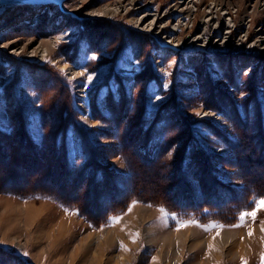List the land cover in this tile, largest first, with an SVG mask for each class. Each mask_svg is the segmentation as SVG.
<instances>
[{"label":"rangeland","instance_id":"1","mask_svg":"<svg viewBox=\"0 0 264 264\" xmlns=\"http://www.w3.org/2000/svg\"><path fill=\"white\" fill-rule=\"evenodd\" d=\"M176 4L189 7L191 15L183 18ZM105 5L118 13H88ZM75 9L88 15L71 13ZM93 22L104 30L101 37L84 27ZM133 37L142 40L138 43ZM46 41L54 44L51 55L34 56L32 52ZM72 68L82 75L72 78ZM0 71L4 155L0 153V264H242V259L259 264L264 234L247 244L241 241L252 238L253 229L264 224V209L256 212L255 220L239 217L264 199V130L256 137L264 128V0H66L53 8L0 5ZM73 109L85 128H79V137L88 132L91 139L84 136V142L89 141L85 150L82 141L67 131ZM237 117L244 121L243 130L237 128ZM149 128L153 135L147 138ZM189 143L204 150L196 154L201 167L174 160L185 156ZM86 154L90 161L95 158L91 178L90 167L85 170ZM256 166L262 170L257 172ZM73 169L76 175L70 173ZM136 191H142L139 198L118 211L124 198ZM32 192L50 196L26 197ZM193 201L200 207L219 201L223 209L234 201L230 216L234 220L207 219L193 212ZM34 207L41 210L37 220ZM189 221L200 227L176 230ZM226 231L241 232L234 236L238 244L224 240ZM53 233L56 236L50 237ZM136 233L139 238L133 243Z\"/></svg>","mask_w":264,"mask_h":264},{"label":"bare ground","instance_id":"2","mask_svg":"<svg viewBox=\"0 0 264 264\" xmlns=\"http://www.w3.org/2000/svg\"><path fill=\"white\" fill-rule=\"evenodd\" d=\"M83 1H85V0H83ZM49 6H51V8H53V7H55L56 5H54L53 3L51 4V2L50 1H48V3H46V7L45 6H43V8H47V7H49ZM56 7H58V6H56ZM174 7H176V9H178V10H180V12L182 13L181 15L183 16V18H188L190 15H191V13H192V10L189 8V7H183L182 5H180V4H176ZM31 10V9H30ZM76 10H78V9H75L74 11H71V13H75V14H77L78 16H82L83 15V17L84 16H86V15H88L87 13H84V14H81V13H79V12H77ZM98 11V14H103V15H105V16H110V15H114V14H117L118 13V9L117 8H112V7H110V5L108 6V5H105V6H101V7H99L98 9H96V11H91V12H88L89 14L91 13H93V12H97ZM94 15V14H93ZM81 25V24H80ZM80 27V26H79ZM78 27V28H79ZM78 28L76 29V30H78ZM179 28H182V26L181 27H179ZM53 29V28H52ZM79 29H81V28H79ZM88 30V29H87ZM97 30V29H96ZM72 35V34H71ZM100 36V35H99ZM75 37H77V36H75ZM79 38V37H78ZM73 40V39H72ZM75 40H76V38H75ZM79 40H80V38H79ZM81 41V40H80ZM79 41V42H80ZM76 44V43H75ZM53 43L52 44H49L47 41L46 42H44V46L42 47V48H39V49H36V50H34L32 53H33V55L35 56V55H37L38 53H41V56L42 57H45L46 56V54L48 53V56L49 55H51V48L53 47ZM7 46H9V45H7ZM73 46V45H72ZM80 46V45H79ZM12 59V58H11ZM22 61H24V60H22ZM18 62V61H17ZM30 63V62H29ZM21 64H22V62H21ZM34 64H36V63H34ZM33 64V65H34ZM40 64V63H39ZM21 66V65H20ZM19 66V67H20ZM31 66H32V63H31ZM34 67V66H33ZM44 67V66H43ZM22 68V67H21ZM31 68V67H30ZM64 68H67V67H64ZM6 69V68H5ZM24 69V68H23ZM20 70V69H19ZM25 71V70H24ZM1 72V71H0ZM21 72V71H20ZM24 73V72H23ZM71 73H72V78H78L79 76H81L82 75V72H80V70H77V69H75V68H72L71 69ZM49 74V73H48ZM47 75V74H46ZM41 76H39V78H40ZM44 77V76H43ZM42 77V78H43ZM46 77V76H45ZM44 77V78H45ZM49 77H51V76H49ZM32 78V77H31ZM31 78H30V81H31ZM48 78V77H47ZM57 78V77H56ZM27 79V78H26ZM29 79V78H28ZM46 79V78H45ZM52 79V78H51ZM15 80H16V78H15ZM22 80V79H21ZM37 81V80H36ZM42 81V80H41ZM76 81H78V80H76ZM13 82V81H12ZM45 82V81H44ZM19 83H21V82H19ZM38 83V82H37ZM10 84H12V83H10ZM18 84V83H17ZM41 84V83H40ZM13 85V84H12ZM30 85V84H29ZM58 85V84H57ZM84 85V84H83ZM13 86H15V85H13ZM54 86V85H53ZM44 87V86H43ZM61 87H63V86H61ZM10 88H13V87H10ZM18 88V87H17ZM31 88H33L32 86H31ZM67 88V87H66ZM69 88V87H68ZM44 89H45V87H44ZM43 89V90H44ZM53 89H55V88H53ZM58 89V88H57ZM60 89V88H59ZM71 89V88H70ZM85 89V88H84ZM20 90V89H19ZM98 90V89H97ZM206 90V89H205ZM61 91V90H60ZM83 91V90H82ZM81 91V92H82ZM52 92V91H51ZM54 92V91H53ZM67 92V91H66ZM69 92V91H68ZM204 92H206V91H204ZM42 93V92H41ZM55 93V92H54ZM57 93V92H56ZM61 93V92H60ZM59 93V94H60ZM70 93V92H69ZM84 93V92H83ZM91 93V92H90ZM221 93V92H220ZM48 94V93H47ZM207 94V93H206ZM210 94V93H209ZM49 95V94H48ZM48 95H47V97H48ZM54 95V94H53ZM75 95V94H74ZM211 95V94H210ZM217 95H219V94H217ZM15 96V95H14ZM13 96V97H14ZM44 96V95H43ZM65 96H66V94H65ZM72 96V95H71ZM83 96V95H82ZM52 97V96H51ZM54 97H56V96H54ZM209 97V96H208ZM207 97V98H208ZM60 98V97H59ZM63 98V97H62ZM75 98V97H74ZM73 98V99H74ZM210 98V97H209ZM19 99V98H18ZM58 99V98H57ZM64 99V98H63ZM76 99V98H75ZM92 99V98H91ZM52 100H55V98L54 99H52ZM60 100H61V98H60ZM59 101V100H58ZM57 101V102H58ZM70 101V100H69ZM96 101V100H95ZM20 102V101H19ZM24 102V101H23ZM22 102V103H23ZM59 102H61V101H59ZM58 102V103H59ZM67 102V101H66ZM93 102V101H92ZM25 103V102H24ZM64 103V102H63ZM68 103V102H67ZM71 103V102H70ZM81 103V102H80ZM79 103V104H80ZM94 103V102H93ZM55 104H56V102H55ZM65 104V103H64ZM63 104V105H64ZM180 104V103H179ZM42 105V104H41ZM53 105V104H52ZM51 105V106H52ZM63 105H61L62 107H64L65 108V106H63ZM93 105V104H92ZM22 106V105H21ZM46 106V105H45ZM54 106V105H53ZM52 106V107H53ZM70 106V105H69ZM74 106H75V103H74ZM74 106H72V107H74ZM25 107V106H24ZM55 107V106H54ZM61 107V108H62ZM76 107V106H75ZM93 107V106H92ZM43 108V107H42ZM45 108H47V107H45ZM71 108V107H70ZM77 108V107H76ZM30 109V108H29ZM50 109H51V107H50ZM68 109V108H67ZM28 110V109H27ZM43 110V109H42ZM55 110V109H54ZM58 110H60V109H58ZM72 110V109H71ZM97 110V109H96ZM31 111V110H30ZM46 111H48V110H46ZM92 111H93V109H92ZM50 112H51V110H50ZM54 112V111H53ZM55 112H57V110L55 111ZM67 112V111H66ZM31 113H32V111H31ZM30 113V114H31ZM75 113V112H74ZM24 114V113H23ZM59 114H60V112H59ZM46 115V114H45ZM54 115H56V114H54ZM98 115V114H97ZM102 116V115H101ZM10 117V116H9ZM25 117H26V115H25ZM53 117V116H52ZM55 117H57V115L55 116ZM231 117V116H230ZM11 118V117H10ZM58 118V117H57ZM96 118V117H95ZM99 119V118H98ZM242 119V118H241ZM29 120V119H28ZM52 120H53V118H52ZM119 120V119H118ZM235 120V119H234ZM57 121V120H56ZM108 121V120H107ZM11 122V121H10ZM62 123V122H61ZM260 123V122H259ZM52 124V123H51ZM112 124V123H111ZM13 125V124H12ZM15 125V124H14ZM115 125V124H114ZM256 125V124H255ZM258 125H260V124H258ZM54 126V125H53ZM111 126V125H110ZM127 126V125H126ZM248 126V125H247ZM14 127V126H13ZM243 127V126H242ZM113 128V127H112ZM10 129V128H9ZM121 129V128H120ZM125 129H126V127H125ZM257 129V128H256ZM112 130V129H111ZM241 130H243L242 128H241ZM104 131V130H103ZM222 131V130H221ZM261 131V130H260ZM259 131V132H260ZM263 131V130H262ZM107 132V131H106ZM122 132V131H121ZM127 132V131H126ZM126 132H123V133H126ZM217 132V131H216ZM241 132V131H240ZM246 132V131H245ZM97 133V132H96ZM109 133V132H108ZM132 133V132H131ZM230 133V132H229ZM248 133H250V132H248ZM251 133H253V132H251ZM251 133L249 134L250 136H251ZM104 134V133H103ZM111 134V133H110ZM115 134V133H114ZM126 134H128V133H126ZM217 135H218V133H216ZM222 134H224V133H222ZM243 134H244V132H243ZM264 134V133H263ZM31 135V134H30ZM118 135H119V133H118ZM122 136L124 135V134H121ZM120 135V136H121ZM130 135V134H129ZM254 135V134H253ZM6 136V135H5ZM101 136V135H100ZM107 136V135H106ZM110 136H112V135H110ZM232 136V135H231ZM238 136V135H237ZM248 136V135H247ZM259 136V135H258ZM3 137V136H2ZM15 137V136H14ZM115 137L117 138V136H116V134H115ZM256 137H257V135H256ZM237 139H238V137H236ZM248 138V137H247ZM254 138V137H253ZM106 139V138H105ZM115 139V138H114ZM119 139V138H118ZM121 139H124V137H121ZM125 139H127L126 137H125ZM243 139V138H242ZM241 139V140H242ZM249 139V138H248ZM264 138H262V140H263ZM9 140V139H8ZM12 140H14L13 138H12ZM128 140V139H127ZM227 140V139H226ZM225 140V141H226ZM250 140H251V138H250ZM238 141H240V139L238 140ZM254 141H258L257 140V138L254 140ZM253 141V142H254ZM31 142V141H30ZM29 142V143H30ZM120 142V141H119ZM119 142H118V144H119ZM232 142V141H231ZM244 142V141H243ZM248 142V141H247ZM258 142H260V141H258ZM5 143V142H4ZM22 143H24V142H22ZM126 143V142H125ZM96 144V143H95ZM129 144H131V143H129ZM228 144V143H227ZM234 144H236V143H234ZM249 144V143H248ZM263 144V143H262ZM261 144V145H262ZM5 145V144H4ZM24 145V144H23ZM23 145H19V146H23ZM239 145V148H240V144H238ZM237 145V146H238ZM244 145V144H243ZM250 145V144H249ZM254 145H257V144H254ZM8 146H9V144H8ZM56 146V145H55ZM121 146V145H120ZM263 146V145H262ZM57 147V146H56ZM98 147V146H97ZM122 147V146H121ZM166 147V146H165ZM221 147H222V145H221ZM231 147H232V145H231ZM242 147V146H241ZM4 148H5V146H4ZM17 148H18V146H17ZM24 148V147H23ZM22 148V149H23ZM124 148V147H123ZM126 148H127V146H126ZM258 148V147H257ZM2 149V148H1ZM6 149V148H5ZM16 149V148H15ZM26 149V148H25ZM104 149V148H103ZM114 149H115V147H114ZM120 149V148H119ZM131 149V148H130ZM167 149V148H166ZM165 149V150H166ZM247 149H249V147L247 148ZM250 149H252V148H250ZM18 150V149H17ZM61 150H62V148H61ZM116 150V149H115ZM122 150V149H121ZM231 150V149H230ZM234 150V149H233ZM242 150V149H241ZM253 150V149H252ZM256 150V149H255ZM261 150H262V148H261ZM260 150V151H261ZM102 151V150H101ZM240 151V150H239ZM245 151H246V149H245ZM2 152V151H1ZM0 152V153H1ZM7 152V151H6ZM20 152V151H19ZM19 152H17V154L19 153ZM118 152V151H117ZM167 152V151H166ZM241 152V151H240ZM251 152V151H250ZM120 153H121V151H120ZM133 153H135V152H133ZM239 153V152H238ZM249 153V152H248ZM253 153V152H252ZM16 154V153H15ZM28 154V153H27ZM241 154H244V153H241ZM256 154V153H255ZM258 154V153H257ZM260 154V153H259ZM3 154L1 153V156H2ZM124 154H122V156H123ZM134 155V154H133ZM240 155V154H239ZM264 155V154H263ZM4 156V155H3ZM17 156V155H16ZM24 156V155H23ZM139 156V155H138ZM137 156V157H138ZM238 156V155H237ZM243 156V155H242ZM248 156V155H247ZM260 156V155H259ZM15 157V156H14ZM20 157V156H19ZM29 157V156H28ZM64 157V156H63ZM162 157V156H161ZM223 157V156H222ZM222 157H221V159H222ZM238 157H240V156H238ZM245 157V156H244ZM244 157H243V160H244ZM1 158V157H0ZM5 158L6 157H4V161H5ZM60 158V157H59ZM58 158V159H59ZM62 158V157H61ZM224 158V157H223ZM240 158H242V157H240ZM254 158V157H253ZM260 158V157H259ZM15 159V158H14ZM18 159V158H17ZM17 159H15L16 161H17ZM34 159V158H33ZM136 159V158H135ZM144 159V158H143ZM165 159V158H164ZM227 159L228 160H230L228 157H227ZM236 159V158H235ZM246 159V158H245ZM3 160V159H2ZM24 160V159H23ZM29 160V159H28ZM52 160V159H51ZM139 159H137L136 161H138ZM141 160V159H140ZM197 160V159H196ZM227 160V161H228ZM250 160V159H249ZM254 160H256L255 158H254ZM260 160V159H259ZM261 160H262V158H261ZM4 161H3V163H4ZM21 161H22V159H21ZM61 161V160H60ZM150 161V160H149ZM225 161H226V159H225ZM253 161V160H252ZM15 162V161H14ZM18 162V161H17ZM28 162V161H27ZM57 162V161H56ZM139 162V161H138ZM154 162V161H153ZM197 162V161H196ZM224 162V161H223ZM233 162V161H232ZM235 162V161H234ZM244 162H245V160H244ZM243 162V163H244ZM247 162V161H246ZM245 162V163H246ZM255 162V161H254ZM262 162V161H261ZM16 163V162H15ZM19 163V162H18ZM32 163V162H31ZM152 163V161H150V164ZM155 163V162H154ZM158 163V162H157ZM200 163V162H199ZM229 163V162H228ZM243 163H242V165H243ZM137 164V163H136ZM147 164H149V163H147ZM171 164V163H170ZM198 164V163H197ZM233 165H234V163H232ZM236 165H237V162L235 163ZM239 164V163H238ZM240 164H241V161H240ZM248 164V163H247ZM246 164V165H247ZM25 165H27L26 164V162H25ZM152 165V164H151ZM154 165V164H153ZM156 165V164H155ZM158 165V164H157ZM257 165V164H256ZM264 165V164H263ZM262 165V166H263ZM143 166V165H142ZM176 166V165H175ZM204 166V165H203ZM239 166V165H238ZM254 166V165H253ZM1 167V166H0ZM135 167H138L137 165L135 166ZM154 167V166H153ZM156 167V166H155ZM162 167V166H161ZM167 167V166H166ZM170 167V166H169ZM177 167H178V165H177ZM199 167V166H198ZM241 167V166H240ZM244 167H246V166H244ZM257 167V166H256ZM260 167V166H259ZM259 167H257L258 168V171L257 172H259V170L261 169H259ZM3 168V167H2ZM1 168V169H2ZM158 168V167H157ZM160 168V167H159ZM163 168V167H162ZM204 168V167H203ZM241 168H243V167H241ZM247 168V167H246ZM254 168V170H255V166L253 167ZM264 168V167H263ZM20 169V168H19ZM48 169H49V167H48ZM53 169V168H52ZM57 169H58V167H57ZM161 169V168H160ZM194 169H196V168H194ZM205 169V168H204ZM245 169V168H244ZM60 170V169H59ZM149 170V169H148ZM151 170V169H150ZM149 170V171H150ZM166 169H164V171H165ZM206 170V169H205ZM208 170V169H207ZM250 170H251V164H250ZM262 170V169H261ZM260 170V171H261ZM1 171V170H0ZM154 171V170H153ZM156 171H157V169H156ZM163 171V172H164ZM168 171H169V169H168ZM167 171V172H168ZM196 171V170H195ZM264 171V170H263ZM49 172L50 171H48V174H49ZM53 172V171H52ZM176 172V171H175ZM179 172V171H178ZM193 172V171H192ZM192 172H191V174H192ZM207 172V171H206ZM208 172H209V170H208ZM244 172V171H243ZM256 172V171H255ZM58 173H60V172H58ZM172 173V172H171ZM177 173V172H176ZM251 173V172H250ZM61 174H62V172H61ZM157 174V173H156ZM161 174V173H160ZM191 174H190V176H191ZM198 174V173H197ZM201 174V173H200ZM199 174V175H200ZM203 174H205V172L203 173ZM208 174V173H207ZM225 174V173H224ZM244 174V173H243ZM260 174H261V172H260ZM2 175V174H1ZM57 175V174H56ZM167 175H170V172H169V174H167ZM177 175V174H176ZM202 175V174H201ZM206 175V174H205ZM226 175V174H225ZM248 175V174H247ZM257 175V174H256ZM264 175V174H263ZM5 176V175H4ZM48 176V175H47ZM47 176L45 175L44 177H46L47 178ZM60 176V175H59ZM166 176V175H165ZM172 176V175H171ZM179 176V175H178ZM177 176V177H178ZM193 176H194V174H193ZM228 176H229V174H228ZM244 176V175H243ZM255 176V175H254ZM44 177H43V179H44ZM61 177V176H60ZM164 177V176H163ZM173 177V176H172ZM171 177V178H172ZM175 177V176H174ZM198 177V176H197ZM246 177V176H245ZM256 177H258V176H256ZM262 177H264V176H262ZM29 178V176H27V179ZM49 178V177H48ZM59 178V177H58ZM65 178V177H64ZM226 178H228V177H226ZM247 178H248V176H247ZM251 178V177H250ZM259 178V177H258ZM163 179V178H162ZM165 179V178H164ZM169 179V178H168ZM175 179V178H174ZM191 179H192V177H191ZM201 179V178H200ZM203 179V178H202ZM252 179V178H251ZM1 180V179H0ZM54 180H55V178H54ZM170 180V179H169ZM190 180V179H189ZM214 180V179H213ZM253 180V179H252ZM254 180H256V179H254ZM4 181V180H3ZM2 181V182H3ZM51 181V180H50ZM167 181V180H166ZM257 181V180H256ZM259 181V180H258ZM261 181V180H260ZM262 181H264V178L262 179ZM261 181V182H262ZM13 182V181H12ZM38 182H40V183H42L40 180H38ZM52 182V181H51ZM212 182V181H211ZM254 182V181H253ZM44 183V182H43ZM78 183V182H77ZM100 183H102L101 181L99 182V184ZM113 183V182H112ZM118 183V182H117ZM136 183V182H135ZM134 183V184H135ZM178 183V182H177ZM190 183V182H189ZM218 183H219V181H218ZM259 183V182H258ZM263 183V182H262ZM261 183V184H262ZM3 184V183H2ZM26 184V183H25ZM56 184H57V182H56ZM110 184V183H109ZM205 184V183H204ZM203 184V185H204ZM256 184V183H255ZM264 184V183H263ZM6 185V184H5ZM18 185H19V182H18ZM96 185H98V184H96ZM113 185V184H112ZM135 185H137V184H135ZM207 185V184H206ZM205 185V186H206ZM218 185V184H217ZM106 187H107V185H105ZM118 186V185H117ZM130 186H132L133 187V185H130ZM208 186V185H207ZM215 186V185H214ZM219 186V185H218ZM1 187V186H0ZM5 187V186H4ZM21 187H23V186H21ZM32 187V186H31ZM204 187V186H203ZM209 187V186H208ZM217 187V186H216ZM257 187H259V184H258V186ZM142 188V187H141ZM201 188H202V185H201ZM204 188H206V187H204ZM204 188H202V189H204ZM252 188V187H251ZM254 188V187H253ZM107 189V188H106ZM106 189H105V191H106ZM213 189V188H212ZM220 189V188H219ZM8 190V189H7ZM27 190H28V188H27ZM27 190H26V192H27ZM109 190H111V189H108V191ZM117 190V189H116ZM145 190V189H144ZM143 190V191H144ZM196 190V189H195ZM207 190H209V188L207 189L206 188V190L205 191H207ZM214 190V189H213ZM240 190V189H239ZM242 190V189H241ZM256 190V189H255ZM258 190V189H257ZM18 191V190H17ZM16 191V192H17ZM101 191V190H100ZM108 191H106V192H108ZM140 191V190H139ZM197 191V190H196ZM196 191H195V193H196ZM203 191V190H202ZM217 191V190H216ZM220 191V190H219ZM14 192V191H13ZM20 192V191H19ZM19 192H17V194L19 193ZM95 192V191H94ZM102 192H104V190L102 191ZM112 192H113V189H112ZM122 192V191H121ZM121 192H119V193H121ZM137 192V191H136ZM142 192V191H141ZM145 192V191H144ZM185 192V191H184ZM209 192V191H208ZM29 193V192H28ZM99 193H101V192H99ZM111 193V192H110ZM138 193V192H137ZM210 193V192H209ZM213 193H215V192H213ZM231 193V192H230ZM103 194V193H102ZM102 194H101V196H102ZM107 194V193H106ZM139 194V193H138ZM191 194V193H190ZM204 194V193H203ZM206 194V193H205ZM222 194V193H221ZM232 194V193H231ZM77 195V194H76ZM118 195V194H117ZM131 195V194H130ZM140 195V194H139ZM145 195V194H144ZM195 195V194H194ZM196 195H198V194H196ZM200 195V194H199ZM208 195V194H207ZM207 195H206V197H207ZM211 195V194H210ZM228 195V194H227ZM75 196V195H74ZM108 196V195H107ZM147 196V195H146ZM145 196V197H146ZM191 196H193V195H191ZM220 196V195H219ZM222 196V195H221ZM103 197H104V195H103ZM228 197V196H227ZM189 198V197H188ZM195 198V197H194ZM214 198V197H213ZM116 199H118V197L116 198ZM144 199V198H143ZM208 199V198H207ZM219 199V198H218ZM230 199H231V196H230ZM188 200V199H187ZM103 201V200H102ZM117 201V200H116ZM119 201V200H118ZM226 201V200H225ZM95 202H96V205H97V201L95 200ZM115 202V201H114ZM212 202V201H211ZM224 202V201H223ZM229 202V201H228ZM234 202V201H233ZM232 202V203H233ZM237 202V201H236ZM89 203V202H88ZM87 203V204H88ZM106 203H108V202H106ZM105 203V204H106ZM110 203V202H109ZM92 204V203H91ZM114 204V203H113ZM238 204V203H237ZM93 205V204H92ZM101 205V204H100ZM107 205V204H106ZM112 205V204H111ZM117 205H118V203H117ZM212 205V204H211ZM217 205V204H216ZM229 205H230V203H229ZM113 206V205H112ZM119 206V205H118ZM86 207H88V206H86ZM121 207V206H120ZM229 207V206H228ZM100 208V207H99ZM106 208H108L107 206H106ZM105 208V209H106ZM110 208V207H109ZM117 208V207H116ZM196 208H197V206H196ZM222 208V207H221ZM220 208V209H221ZM224 208V207H223ZM87 209V208H86ZM85 209V210H86ZM112 209V208H111ZM219 209V211H221ZM93 210V209H92ZM95 211V210H94ZM99 211V210H98ZM103 211H105V210H103ZM86 214H87V211L85 212ZM97 213V212H96ZM96 213H94L95 215H96ZM101 213V212H100ZM93 214V213H92ZM102 214V213H101ZM33 215H34V217H35V220H37L38 219V217L41 215V210L39 209V208H36V207H34V210H33ZM99 215V214H98ZM105 215H107V212H106V214ZM88 216V215H87ZM90 216V215H89ZM104 216V215H103ZM102 216V217H103ZM106 217V216H105ZM92 218V217H91ZM89 219V218H88ZM99 219V218H98ZM100 220V219H99ZM93 221V220H92ZM262 226H264V224H262V225H259V226H257L255 229H253V235H252V238L251 237H249V238H247V239H245V240H242L241 242H243V244L245 243V244H247V243H249V242H253L252 240H253V238H255L256 237V235H258V233L260 234V235H263L264 234V232H262L261 231V227ZM62 230H59L58 232H61ZM251 232V231H250ZM241 232H239V231H235V232H233V231H226V232H224L223 233V237H224V240H228V239H230V240H232V239H234V243L236 244L237 242H239L238 240H235L236 238H234V236H237L238 234H240ZM252 233V232H251ZM54 236H56L55 235V233H53V234H51L50 235V237H54ZM260 237V236H259ZM258 237V238H259ZM237 241V242H236ZM238 244V243H237ZM239 246V245H238ZM241 246H243V245H241ZM240 253V252H239ZM244 253V252H243ZM4 263V262H3ZM201 264V263H200ZM206 264V263H205Z\"/></svg>","mask_w":264,"mask_h":264},{"label":"trees","instance_id":"3","mask_svg":"<svg viewBox=\"0 0 264 264\" xmlns=\"http://www.w3.org/2000/svg\"><path fill=\"white\" fill-rule=\"evenodd\" d=\"M84 27H87V28H89V32H94L95 34V37L96 36H98V37H101L102 35H103V33H104V30L102 29V27H101V25L99 24V23H94L93 22V24H90V25H86V26H84ZM97 29V30H96ZM100 35V36H99ZM134 38V37H133ZM134 39H136V42H138V43H140V41L142 40L141 38H134ZM143 43V42H142ZM63 83V82H62ZM109 96L110 95H108L107 94V96H106V102L109 100ZM95 102V101H94ZM246 104V103H245ZM246 107H247V105H245ZM75 107V106H74ZM95 109V108H94ZM94 109H93V114H94ZM95 111H97L96 109H95ZM75 112V113H74ZM65 115V117L66 116H68V115H66V114H64ZM70 116V119H69V121L67 122V131H68V133H74V135H76V137L80 140V141H82L81 143H82V147H83V150H85V148L88 146V143H89V141H86V142H84V136H88L89 137V135H88V132H85V133H83V135H80V137H79V135H78V133L80 132L79 131V128H83V126L80 124V121H79V119H78V116H77V114H76V110L74 111V109H73V111L71 112V114L69 115ZM236 116H238L237 114H236ZM49 117V116H48ZM109 117H111V115L109 116ZM236 120H238V122H239V124L237 125V128H244V126L245 125H242V123L244 122L243 120L241 121V119L239 118V117H237V119ZM21 122H22V118L20 117V119H19V123H20V126H21ZM245 124V123H244ZM247 124V123H246ZM243 126V127H242ZM247 126V125H246ZM249 128V127H248ZM84 130H85V128H83ZM261 131L262 130H264V128H262V129H260ZM64 131V130H63ZM258 132L259 134H257V136L258 135H260L262 132ZM146 132H147V138H149L150 136H152L153 135V133H151L150 134V128L148 129V130H146ZM156 132H157V127H156ZM30 133V132H29ZM29 133H28V136L30 137V136H32V135H29ZM81 137H82V139H81ZM31 138H33V137H31ZM146 138V140H145V142H143L144 144H146V142H148V139ZM34 139V138H33ZM89 139H90V137H89ZM91 140V139H90ZM189 146H190V150H188V149H185V156L183 155V154H180L176 159H174V160H176V161H178V162H184V165H186V163L187 162H189V161H193L194 162V164L196 165L197 163H198V160H196L197 159V157H196V154L198 153H200V152H204V150H202L200 147H197V146H195V144L194 143H189L188 144ZM35 146H37L38 147V145H35ZM57 146V147H56ZM56 146H55V149H59L60 148V146H61V144L60 143H57L56 144ZM44 146H42V148H43ZM196 147L198 148V149H196ZM150 148V146L149 147H147V148H143L144 149V151H145V149L148 151V149ZM193 149V150H192ZM190 151V155H189V157L187 158V155H188V152ZM192 151H195V152H192ZM147 155H149L148 153H146L144 156L147 158ZM151 157H152V155H151ZM157 157V156H156ZM84 158L85 159H87L88 158V163H87V165H86V167H85V170H86V168H88V167H90V174L88 175V178H91L92 176H94V172H93V169L91 168V166L92 167H95L94 166V164H93V160L95 159L94 157H92V160L90 161V159H89V156L86 154V156H84ZM147 160H149V159H147ZM151 160V159H150ZM185 160V161H184ZM188 160V161H187ZM199 160H203V158H201L200 156H199ZM187 161V162H186ZM197 161V162H196ZM148 162H150V161H148ZM147 162V163H148ZM90 164V165H89ZM201 164L199 163L198 164V166H200ZM145 166H146V164H145ZM201 167V166H200ZM181 168H182V166H181ZM181 170H183V168L181 169ZM134 171V170H133ZM70 173H72V174H74V175H76L77 174V171L75 170V169H73V170H71L70 171ZM98 177H99V179H100V177H102V172H100L99 174H98ZM84 182V181H83ZM99 182V181H98ZM86 183H89L88 182V179H85V184ZM133 183V182H132ZM190 184V183H189ZM189 187H191L190 185H189ZM185 188H186V186H185ZM262 185H260V189L262 190ZM8 191H11V189L10 190H8ZM138 192V191H137ZM16 194H17V192H15ZM141 192H139V194H140ZM24 194V193H23ZM48 195V196H50L49 194L50 193H45V192H32V193H30V194H26V197H33V196H39V195ZM138 193H132V196H130V197H127L128 199H126V198H124V201H126V202H123V204L121 205V209H119L118 211H124V209H126L129 205H130V203L131 202H133V201H135V200H137L138 198H139V195ZM18 195H20L21 196V194L20 193H18ZM182 196V195H181ZM220 200V199H219ZM163 204V203H162ZM217 204V205H216ZM216 204H215V206H213V205H209L208 207H200L199 206V202L198 201H193V205L195 206V208H196V206H197V208L193 211V212H196V211H198L199 213H201L202 214V216L203 217H206L207 219H214V220H220V221H223V222H225V223H228V222H230V221H232V220H234V219H232L230 216H231V214H232V212H233V203H230V207L229 208H226V209H223V208H221L222 207V204H219V201H217L216 202ZM176 208V207H175ZM178 208V207H177ZM221 208V209H220ZM117 209V208H116ZM219 209L221 210V211H219ZM206 210H211V212L209 213V214H206L205 212H206ZM179 211H185V209H181L180 208V210ZM14 262V261H13ZM19 264H22L20 261H19Z\"/></svg>","mask_w":264,"mask_h":264},{"label":"snow or ice","instance_id":"4","mask_svg":"<svg viewBox=\"0 0 264 264\" xmlns=\"http://www.w3.org/2000/svg\"><path fill=\"white\" fill-rule=\"evenodd\" d=\"M95 58L96 57H93V59H95ZM91 79H92V77L89 76L88 77V81L91 82ZM157 99H159V97H157ZM197 114L199 115V113H197ZM260 209H264V199H261V200L258 201L255 210H253L251 212H247V213L241 214V216L239 217V219L241 221H244L247 216H251L252 219L255 220V218H256V212L259 211ZM119 219L120 218H115L114 223H119ZM189 226L200 227V225L197 224L195 221H189L187 223H182L176 230L179 231L180 228L189 227ZM239 226H241V225H239V224L238 225H234V227H239ZM211 227L212 228H216L217 226L216 225H212ZM219 227L222 228L223 226H219ZM204 230L205 231H208L207 228H205ZM261 231L264 232V226L261 227ZM217 235H219V231H217ZM248 235L251 236L252 233L249 232ZM134 236H135V238L133 239V243H135L136 242V239L139 238V233L134 234ZM121 250H125L126 251L127 249H124L123 246H121ZM23 255L24 256H28V253L27 252H24ZM153 259H155V258H153ZM242 264H248V261L242 259ZM259 264H264V253H261V255H260Z\"/></svg>","mask_w":264,"mask_h":264},{"label":"water","instance_id":"5","mask_svg":"<svg viewBox=\"0 0 264 264\" xmlns=\"http://www.w3.org/2000/svg\"><path fill=\"white\" fill-rule=\"evenodd\" d=\"M48 1L56 6H62L66 0H0V5H32L45 6Z\"/></svg>","mask_w":264,"mask_h":264}]
</instances>
